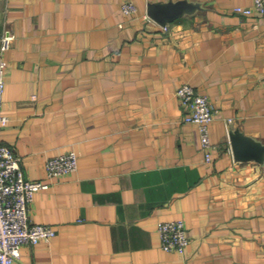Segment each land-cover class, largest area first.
Instances as JSON below:
<instances>
[{
    "label": "crops",
    "instance_id": "0c3cea01",
    "mask_svg": "<svg viewBox=\"0 0 264 264\" xmlns=\"http://www.w3.org/2000/svg\"><path fill=\"white\" fill-rule=\"evenodd\" d=\"M0 0L7 66L0 141L24 175L49 183L29 204L55 229L15 264H264V164L233 157L228 131L264 142V15L252 0L163 27L132 0ZM187 82L213 106L205 159L183 119ZM72 150L77 168L48 178L46 160ZM183 219L184 252L161 247L157 223Z\"/></svg>",
    "mask_w": 264,
    "mask_h": 264
},
{
    "label": "built area",
    "instance_id": "2783aa9c",
    "mask_svg": "<svg viewBox=\"0 0 264 264\" xmlns=\"http://www.w3.org/2000/svg\"><path fill=\"white\" fill-rule=\"evenodd\" d=\"M121 8L125 14H132L137 9L132 0H124ZM234 10L244 15H264V0H252L250 5L237 6ZM12 39L13 35L8 31L2 35L1 52L9 49ZM6 69L4 60L0 58V134L7 123V116L2 112ZM175 95L183 108V119L198 127L205 159L209 160L213 147L209 137V127L214 119L212 104L187 82L176 88ZM76 168L77 156L72 150L51 156L45 162L48 178L70 174ZM48 185L47 181L28 179L14 148L0 141V264H15L24 244L35 245L40 241H48L55 234L52 226L32 222L28 211L34 193ZM157 231L161 247L166 251L184 252L188 246L189 238L183 219L159 221Z\"/></svg>",
    "mask_w": 264,
    "mask_h": 264
},
{
    "label": "water",
    "instance_id": "95a60500",
    "mask_svg": "<svg viewBox=\"0 0 264 264\" xmlns=\"http://www.w3.org/2000/svg\"><path fill=\"white\" fill-rule=\"evenodd\" d=\"M206 9L200 0H157L149 1L147 15L164 26L173 20ZM233 157L236 160H255L264 164V142L245 134L238 127L228 131Z\"/></svg>",
    "mask_w": 264,
    "mask_h": 264
}]
</instances>
